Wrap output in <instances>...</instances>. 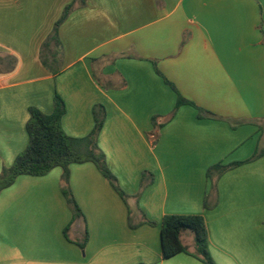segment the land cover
Segmentation results:
<instances>
[{
    "label": "crops",
    "instance_id": "0c3cea01",
    "mask_svg": "<svg viewBox=\"0 0 264 264\" xmlns=\"http://www.w3.org/2000/svg\"><path fill=\"white\" fill-rule=\"evenodd\" d=\"M74 1L0 0V172L27 146L28 108L50 114L56 93L70 137L87 136L93 107H104L96 144L126 197L92 163L70 164L73 217L61 168L18 176L0 192V264H203L162 259L165 215H200L215 264H264V154L213 175L215 185L206 176L264 152V0L75 3L60 53L43 61ZM164 79L210 116L188 104L172 114ZM181 241L193 251L190 232Z\"/></svg>",
    "mask_w": 264,
    "mask_h": 264
},
{
    "label": "trees",
    "instance_id": "16d2710c",
    "mask_svg": "<svg viewBox=\"0 0 264 264\" xmlns=\"http://www.w3.org/2000/svg\"><path fill=\"white\" fill-rule=\"evenodd\" d=\"M85 1L86 0H75L64 8L60 18L53 26L52 32L41 46L40 54L43 61L47 58L48 54L60 53L61 44L58 39V28L68 17L75 3L82 6L85 4ZM164 82L177 94L172 114L179 106L188 104L198 110L199 117L206 115L210 116L208 112L196 107L192 102L184 99L178 94L175 87L168 80L164 79ZM65 111V103L56 93L52 100V112L50 114H44L35 107L28 108V119L25 124L28 143L26 148L15 157L13 163L9 167L2 168L0 172V192L9 187L18 176H44L53 168L59 167L62 170L61 193L72 216L76 217L81 215V211L68 185L69 165L73 163L81 164L90 162L108 181L113 190L125 200L126 195L118 187L116 178L106 166L104 154L98 149L96 144V137L102 127L105 117L104 107L101 105L93 107L92 114L94 126L92 131L83 138L70 137L64 133L61 128V119ZM155 142L156 138L152 141V144ZM263 154V151H255L247 160L234 162L228 165L216 164L207 170L206 176L212 180V185H215L216 181H213V175H215L217 179L227 170L251 162ZM144 177L145 173L142 175L140 188L144 185ZM147 223L154 225L152 222ZM130 227H134V225L130 224ZM187 230L192 234V252H189L181 241L183 232ZM160 238L162 259H168L176 254L185 253L197 258L203 264H215L208 250L207 230L204 220L200 215L163 216L160 223ZM84 241L79 243L81 248L84 246Z\"/></svg>",
    "mask_w": 264,
    "mask_h": 264
},
{
    "label": "rangeland",
    "instance_id": "374dc122",
    "mask_svg": "<svg viewBox=\"0 0 264 264\" xmlns=\"http://www.w3.org/2000/svg\"><path fill=\"white\" fill-rule=\"evenodd\" d=\"M187 232H190L189 230H187Z\"/></svg>",
    "mask_w": 264,
    "mask_h": 264
}]
</instances>
